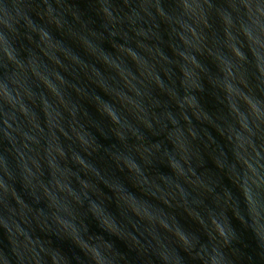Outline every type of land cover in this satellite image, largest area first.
Returning <instances> with one entry per match:
<instances>
[{
	"label": "water",
	"instance_id": "obj_1",
	"mask_svg": "<svg viewBox=\"0 0 264 264\" xmlns=\"http://www.w3.org/2000/svg\"><path fill=\"white\" fill-rule=\"evenodd\" d=\"M0 264H264V0H0Z\"/></svg>",
	"mask_w": 264,
	"mask_h": 264
}]
</instances>
